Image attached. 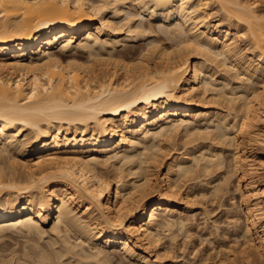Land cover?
I'll use <instances>...</instances> for the list:
<instances>
[{"label": "bare ground", "instance_id": "obj_1", "mask_svg": "<svg viewBox=\"0 0 264 264\" xmlns=\"http://www.w3.org/2000/svg\"><path fill=\"white\" fill-rule=\"evenodd\" d=\"M153 31L173 48L152 40L134 62L112 51ZM70 49L86 51L87 62L61 60ZM175 139L196 144L158 169L162 141ZM259 142L264 0H0V233L23 239L0 246V264H127L110 250L174 264L161 233L186 226L197 203L175 176L220 169L225 147L244 196L240 252L264 253V213L249 201L264 194ZM223 250L215 264L225 263ZM208 255L193 264H211Z\"/></svg>", "mask_w": 264, "mask_h": 264}, {"label": "rangeland", "instance_id": "obj_2", "mask_svg": "<svg viewBox=\"0 0 264 264\" xmlns=\"http://www.w3.org/2000/svg\"><path fill=\"white\" fill-rule=\"evenodd\" d=\"M126 6H127V9L129 8L128 11L130 10L132 14L133 12L134 14L138 12L137 8L132 3ZM135 17L137 18V16ZM215 18L217 17H211V23L215 22L214 21ZM143 21L147 22V20H143ZM155 24L157 25V23ZM156 31H153L152 33H148V34L145 33L143 37L141 35V37L138 36L139 38L138 37L134 38V40L132 38L131 40L126 41L124 45L118 44L119 46H117L116 49H113L112 51L117 52L121 48L120 50H122L123 52L125 50L126 52L125 54H128V55H125L124 57H121V56H117V57L118 58L120 57L123 60L131 59V61L134 62V60L136 61L135 56L139 55L140 51L141 53L142 51H145V49L148 46H150L149 44H150V41L152 40L153 41L151 42V45L152 43H155L158 45L162 44L161 46H164V48H167L168 50H170V48H173V46H171L172 45L171 43L173 42L169 39H165L163 34H159L158 32L155 33ZM239 45L242 48H244L246 58L253 59L251 58L252 57V54L250 53L251 49L248 48L249 45L247 44V41L241 39L239 41ZM122 48H124V50ZM127 50H131V51H127ZM63 53L64 54L61 60H64V61L67 59L68 60L70 59L71 61L73 59L72 61L84 63L85 61L87 62L89 58L88 53H86V51H83V50L81 51V50H74V49L71 50L70 49V50L64 51ZM153 54H156V51ZM131 57L132 58L134 57L135 59H132ZM218 69L220 70L221 68L218 67ZM221 72L224 73L222 70L220 71V73ZM230 77L228 79L231 81V83L236 84L235 81L232 79L233 77H231V79ZM245 77L243 78L241 77L242 79H240L239 81L236 80L235 78L234 79L236 80L237 84L238 83L241 84L240 82H242V86L243 85L245 87L247 86L246 88H249V87L252 88V86L256 87V84H253V82H250V80ZM213 98L212 100L216 99V97L214 99ZM227 107H229V104L227 103L226 104L223 103L221 105V108L224 111H228L229 113L231 112V114H233L234 111L229 110V108L227 109ZM186 140L187 139H185V141ZM167 141L166 140L165 142L162 141L163 146L164 145L165 146L163 147L164 149L161 150L162 154L161 152L159 153L160 157H159V162H158L159 163L158 169L160 170L163 169L171 153H174L175 151L182 152L183 149L191 147V145L195 142V141L194 142L191 141L192 143L190 142V144H188L189 146L186 144L185 145L186 147L184 148L183 146L184 139L183 141H181V139L180 140L175 139L173 143H170L169 141L168 142ZM197 142H200V140H198ZM205 142L207 143L208 139ZM255 148H256V151H255L256 158L259 163L257 166V173H258L259 179L264 180V142L257 143L255 145ZM175 149H179V150L177 151ZM227 150H228V147L227 148L225 147L223 149V154H224L223 156H224L225 164L223 163L224 166L220 167V169L214 170L212 168L209 171L204 170L205 172L196 170V171H192L189 174H186V176H182V177H180L179 175H178L179 177H177V175L175 176L177 180L175 181L176 184L178 183L177 185L181 188V190L183 192L185 191V193H188V196L190 195V197L194 198L193 200L197 203L195 204L194 208H192L191 210L190 209L186 210L187 213L189 214V218H187L188 219V221L186 222L187 225L184 226L181 230H178L179 228H176V226H173L171 227L170 230L165 229V231L163 230L164 232L163 231L162 233L160 232L162 234L161 235L162 238H160L161 240H159L160 243L158 242V244L160 245L159 247H162L161 249L163 251H165L166 249L168 250V252L167 250L165 252H167V256H169V254H170L169 257L173 256L171 258H174L172 259L174 261L173 262L174 264H193L194 262L199 260L198 257H201L205 254H209V255L211 254V258H210L211 260L209 259V261L215 264L214 262L215 261L214 256L216 255L215 251L223 250V249L227 250L225 251L226 253L224 252V250H223L224 253H222L225 258L224 264H264V253L263 252L261 253L256 249L254 250L252 249L251 251L253 252H251L249 256H246V254H243V252L242 253L240 252V249L243 247L242 244H244L243 242L244 237L242 236L243 233H241L242 231L241 226H242V223L244 222L243 221L244 217L241 213H239V211L243 210L244 208V205H243L244 202L242 201V198L244 196L241 195V191L239 187H237V183L235 181L236 178L233 177L234 174L232 173L231 175L232 178L229 174V172L231 171L229 169V167L231 166V165L229 166V163L231 162L229 161L228 163V160L231 159L230 158L231 152H229L230 149L228 151ZM226 165H228L229 167L228 166L226 167ZM226 175L230 176L231 181L228 184V187L227 186L223 187L224 185L222 186L223 189L221 190L223 191L226 189L225 192L221 193L220 191H218L217 193H215V191L212 190L214 185L217 183L221 184L223 178ZM220 188H221V185H220ZM227 188H228V191H227ZM210 189L212 190V192L209 191ZM260 198H251L249 201L257 202V203L260 202L257 204L258 205L257 207L259 208V212L264 213V194ZM237 212L239 213L237 215H239L240 220L237 221L236 223L235 221L234 222L232 221L233 220L232 218H233V215H236ZM43 225H44L45 230H50L49 228H51L52 221L50 219L45 220ZM11 229L8 228V230L5 229L1 231L0 235H3V237L1 236L0 238V246H3V245L7 246L9 244L12 247H17L18 244L17 246L16 245L14 246L15 240H17L18 242L23 241L22 237L20 238V235L13 232V229L12 230ZM35 238H38L37 240L39 243L49 247V245L46 244V239H43V238L40 239L37 236H35ZM71 240H74V238L72 237ZM230 247L231 248L233 247L232 248L233 251L231 250L229 251ZM147 250L149 252V250L151 249H147ZM110 252L116 253L118 257H122L123 261L127 264H139L135 259L126 257L117 250H110ZM218 252H219L218 254H220V251ZM150 253L149 254L152 257L151 259L155 260L153 252L150 251ZM165 255L166 254H164V256ZM166 257H164V259H166ZM212 257H213V260H212ZM160 261L156 259V264H158V262L160 264Z\"/></svg>", "mask_w": 264, "mask_h": 264}]
</instances>
